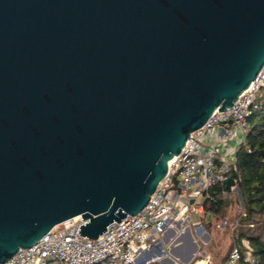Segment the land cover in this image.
<instances>
[{"label":"water","instance_id":"water-1","mask_svg":"<svg viewBox=\"0 0 264 264\" xmlns=\"http://www.w3.org/2000/svg\"><path fill=\"white\" fill-rule=\"evenodd\" d=\"M263 67L264 0H0V264L137 215Z\"/></svg>","mask_w":264,"mask_h":264},{"label":"built area","instance_id":"built-area-1","mask_svg":"<svg viewBox=\"0 0 264 264\" xmlns=\"http://www.w3.org/2000/svg\"><path fill=\"white\" fill-rule=\"evenodd\" d=\"M263 88L264 67L232 107L214 111L202 127L190 134L180 154L169 163L167 175L137 215L114 221L103 235L90 239L78 232L86 220L75 216L57 224L34 245L20 248L3 264H151L159 260L165 252L157 246L162 236L170 229L189 226L194 215L204 212L203 201L198 202L196 196L204 197L210 185L226 183L232 176L230 166L236 149L246 141L248 117L263 107ZM224 195L227 197L229 190ZM193 223L197 232L205 230L199 222ZM233 223L235 228L238 223ZM246 247L243 254L241 245L234 243L220 264H256L251 246L246 243ZM159 250L162 254H158ZM210 260L203 254L189 264H209Z\"/></svg>","mask_w":264,"mask_h":264},{"label":"trees","instance_id":"trees-1","mask_svg":"<svg viewBox=\"0 0 264 264\" xmlns=\"http://www.w3.org/2000/svg\"><path fill=\"white\" fill-rule=\"evenodd\" d=\"M260 100L263 107L248 117L246 141L236 149L234 163L230 166L244 204L233 230V241L241 245L243 254L248 243L257 259L256 264H264V94ZM225 190L224 181L207 188L203 200L206 213L225 216L232 196L229 192L226 197Z\"/></svg>","mask_w":264,"mask_h":264},{"label":"rangeland","instance_id":"rangeland-1","mask_svg":"<svg viewBox=\"0 0 264 264\" xmlns=\"http://www.w3.org/2000/svg\"><path fill=\"white\" fill-rule=\"evenodd\" d=\"M261 93L264 94V88L261 90ZM229 192L232 196L225 216H212L210 218L211 225H208L209 223L207 218L201 219L200 215H194L192 217V221L188 223V228H191L193 234L200 233L195 230V226L193 223L195 221H198L206 229L205 231H202L203 233L199 234V237L196 236L199 246L195 251L193 259L189 263H192L197 258H201L203 254H207L211 257L209 264H220L225 260L228 251L234 244L233 222L237 220L238 215H240V213H242L244 209L242 198H240V196L236 192H233V190ZM196 199L198 202H202L204 197L202 194H198L196 196ZM224 221H227V223L223 224ZM184 229L185 227L182 228V231ZM151 264H157V262L154 261Z\"/></svg>","mask_w":264,"mask_h":264},{"label":"crops","instance_id":"crops-1","mask_svg":"<svg viewBox=\"0 0 264 264\" xmlns=\"http://www.w3.org/2000/svg\"><path fill=\"white\" fill-rule=\"evenodd\" d=\"M230 144L236 148L234 141H231ZM229 163H231V161H229ZM233 192L235 191L233 190ZM211 217L212 215L205 211L200 215L201 219H208V225H211ZM182 228L183 226H179L178 228L170 229L162 236V239L157 246L160 249H165V252L162 257L156 261L157 264H187L185 258L191 253L193 240L197 241L196 236L199 237V234L203 233L202 231H205L206 229L202 230L199 234H193L190 227L188 228V226H185L183 231Z\"/></svg>","mask_w":264,"mask_h":264},{"label":"bare ground","instance_id":"bare-ground-1","mask_svg":"<svg viewBox=\"0 0 264 264\" xmlns=\"http://www.w3.org/2000/svg\"><path fill=\"white\" fill-rule=\"evenodd\" d=\"M172 160H173V159H171V160L169 161L170 164L172 163Z\"/></svg>","mask_w":264,"mask_h":264}]
</instances>
